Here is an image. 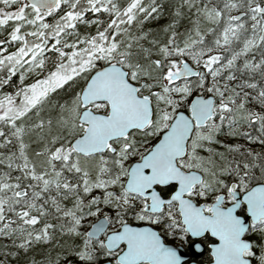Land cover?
<instances>
[{
    "label": "snow or ice",
    "instance_id": "1",
    "mask_svg": "<svg viewBox=\"0 0 264 264\" xmlns=\"http://www.w3.org/2000/svg\"><path fill=\"white\" fill-rule=\"evenodd\" d=\"M204 242L264 264V0H0V264Z\"/></svg>",
    "mask_w": 264,
    "mask_h": 264
},
{
    "label": "flooded vegetation",
    "instance_id": "2",
    "mask_svg": "<svg viewBox=\"0 0 264 264\" xmlns=\"http://www.w3.org/2000/svg\"><path fill=\"white\" fill-rule=\"evenodd\" d=\"M202 245H203L204 253L201 256L197 257V258L193 257V252L191 250V246L192 245H187L186 244L183 247H181L185 251V253L190 256V259L186 262V264H191V263H194V262L197 263V264H208V261L210 259V249L208 247V243L204 242Z\"/></svg>",
    "mask_w": 264,
    "mask_h": 264
},
{
    "label": "water",
    "instance_id": "3",
    "mask_svg": "<svg viewBox=\"0 0 264 264\" xmlns=\"http://www.w3.org/2000/svg\"><path fill=\"white\" fill-rule=\"evenodd\" d=\"M201 247L203 248V245H201ZM179 250L182 253L183 259L187 262L190 259V256L187 255L182 248H180ZM191 250L193 252V257H196V258L201 256L204 253V251H198L194 246H191ZM191 264H197V263L194 262Z\"/></svg>",
    "mask_w": 264,
    "mask_h": 264
},
{
    "label": "rangeland",
    "instance_id": "4",
    "mask_svg": "<svg viewBox=\"0 0 264 264\" xmlns=\"http://www.w3.org/2000/svg\"><path fill=\"white\" fill-rule=\"evenodd\" d=\"M154 24H155V26L158 25L157 22H154ZM168 243L172 244V241L169 239ZM205 243H207V242H205Z\"/></svg>",
    "mask_w": 264,
    "mask_h": 264
},
{
    "label": "trees",
    "instance_id": "5",
    "mask_svg": "<svg viewBox=\"0 0 264 264\" xmlns=\"http://www.w3.org/2000/svg\"><path fill=\"white\" fill-rule=\"evenodd\" d=\"M149 23H150V25H151L152 27H156V26H158V25L155 26L154 22H149ZM6 90H7V89H6Z\"/></svg>",
    "mask_w": 264,
    "mask_h": 264
}]
</instances>
